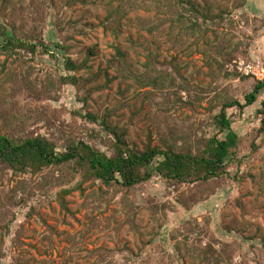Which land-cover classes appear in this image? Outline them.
Segmentation results:
<instances>
[{
  "label": "rangeland",
  "instance_id": "1",
  "mask_svg": "<svg viewBox=\"0 0 264 264\" xmlns=\"http://www.w3.org/2000/svg\"><path fill=\"white\" fill-rule=\"evenodd\" d=\"M126 1L0 0V25L17 38L38 36L52 55L0 49V135L15 145L44 137L57 154L84 141L113 157L115 133L124 150L137 153L163 149L166 138L181 147L219 134L213 116L225 103H244L262 81L244 68L264 70V0H246L238 10V0H190L200 14L208 6L211 16L225 17L197 43L179 37L176 21L172 35L159 5L167 0H128L140 7L123 20L120 37L105 31L108 13ZM55 44L87 67L67 72ZM132 74L187 81L208 96L186 107L176 103L177 90L141 88ZM63 77H76L77 85H64ZM259 107L228 111L242 147L229 176L209 181L178 185L155 176L127 189L87 180L69 166L33 174L0 163V264H264ZM62 190L69 191L66 210Z\"/></svg>",
  "mask_w": 264,
  "mask_h": 264
},
{
  "label": "trees",
  "instance_id": "2",
  "mask_svg": "<svg viewBox=\"0 0 264 264\" xmlns=\"http://www.w3.org/2000/svg\"><path fill=\"white\" fill-rule=\"evenodd\" d=\"M159 5L161 8L165 6L166 13L169 14L164 22L171 21L172 35L174 34L173 22L176 21L180 25L178 28L179 37H195L194 42L196 43L199 39L206 37L209 32H215L213 27L216 21L225 20L222 15L211 16V9L208 6H206L207 14H200L196 5L190 0H167L164 5ZM246 5V0H238L235 4V10L242 9ZM139 7L138 3L136 5V2L133 3L128 0L119 4L104 19V30L120 37L123 30V20L126 19L131 10L135 8L139 10ZM178 7H181V10ZM39 39L38 36L34 37V35L30 38H17L13 29L0 25V49L5 50V52L14 53L19 49H25L24 51L31 52L34 56H52L51 48L42 41H36ZM52 47L62 56L67 72L77 73L87 67L86 62L80 65L75 64L68 57L69 48L64 44H55ZM220 48L221 45L218 51ZM118 53L121 55L120 52ZM89 54L91 55L92 52L90 51ZM151 64L152 60L150 59L147 66ZM147 70L151 71L152 69L147 67ZM121 74L125 80L131 77L126 76L125 73ZM132 76L139 82L141 88L150 87L154 90L173 88L177 90L173 94L176 103H182L186 107L192 106L193 102L200 104L208 96L206 89L193 87L187 81L173 79L168 82L166 76L149 78L145 74L140 76L132 74ZM62 79L64 85H77L78 82L76 77H63ZM181 92L188 94L187 101L183 102L180 96ZM263 94L264 80L254 85L253 90L245 96L244 103L233 100L223 104L220 112L213 116L210 123L218 130L219 134L210 138L203 136L199 142L193 144L186 141L184 142L185 146L180 147L177 138H166L163 141V149L160 147L152 148L149 145L143 153H137L132 150H124L125 148L122 147H126V143L119 138L118 133H115L118 150L113 157H109L84 141L76 145L71 143L67 146L65 153L57 154L56 146L44 137L30 138L15 145L8 137L0 135V163L14 172L25 173L31 169L33 174H38L43 169L52 166H69L87 180L99 181L107 187L119 184L127 189L149 181L155 176L178 185L187 184L193 180L209 181L224 175L229 176L228 169L235 161L237 152L241 150L242 139L234 130L228 111L236 109L242 112L259 103L260 107L257 114L260 116V136L264 133V98H260ZM193 95L194 97H192ZM79 101L87 103L85 98L79 99ZM85 118L91 121L96 120L91 114H87ZM103 124L106 126V131L110 129L106 122ZM49 184L45 183V186ZM68 194L69 191L67 190H62L59 194L61 206L65 210L66 203L64 200Z\"/></svg>",
  "mask_w": 264,
  "mask_h": 264
},
{
  "label": "built area",
  "instance_id": "3",
  "mask_svg": "<svg viewBox=\"0 0 264 264\" xmlns=\"http://www.w3.org/2000/svg\"><path fill=\"white\" fill-rule=\"evenodd\" d=\"M243 66V65H241ZM243 71L242 68H240V72ZM245 74L247 76L252 75L255 76L258 80H264V70H260L258 67L251 65H248L244 68Z\"/></svg>",
  "mask_w": 264,
  "mask_h": 264
}]
</instances>
